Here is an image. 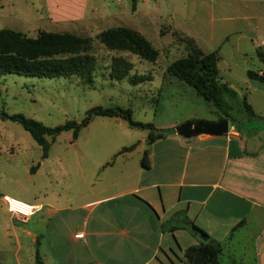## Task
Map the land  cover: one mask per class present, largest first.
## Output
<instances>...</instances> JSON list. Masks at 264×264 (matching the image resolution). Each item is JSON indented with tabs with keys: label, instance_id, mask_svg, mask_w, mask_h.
Returning <instances> with one entry per match:
<instances>
[{
	"label": "rangeland",
	"instance_id": "374dc122",
	"mask_svg": "<svg viewBox=\"0 0 264 264\" xmlns=\"http://www.w3.org/2000/svg\"><path fill=\"white\" fill-rule=\"evenodd\" d=\"M89 3L96 9L94 15L68 25L37 22L28 0H13L0 13V30H11L30 39L40 33L69 34L86 40L88 53L95 60L91 86L77 76L47 79L11 74L0 78L1 212L7 211L5 196L30 205L44 195L58 200L68 193L76 194L85 182L97 188L108 175L113 178L114 167L124 163L138 165L144 148L149 146L142 142H147L149 130L132 128L119 118L93 117L76 138L72 130L62 132L54 140L45 137L49 149L43 158L42 147L18 123L2 119L3 114H20L54 128L70 121L80 123L87 111L95 107L120 108L129 110L134 122L151 124L155 134L164 136L173 134L169 129L187 122L219 121L221 114L211 103L167 73L172 62L194 52H216L219 57L220 82L235 93V97H223L229 109V125L240 126L250 134L261 133L264 138V83L247 77L248 71H264L259 56L260 52L264 54V44H260L264 40V0ZM245 16L253 18L247 21ZM120 29L134 30L143 36L158 53L155 61L129 51L109 50L100 35ZM117 57L133 65L121 81L109 76L111 60ZM133 75H143L151 81L133 85ZM244 98L252 106L254 116L245 110ZM132 146L135 147L127 157L119 155L123 148Z\"/></svg>",
	"mask_w": 264,
	"mask_h": 264
},
{
	"label": "crops",
	"instance_id": "0c3cea01",
	"mask_svg": "<svg viewBox=\"0 0 264 264\" xmlns=\"http://www.w3.org/2000/svg\"><path fill=\"white\" fill-rule=\"evenodd\" d=\"M12 2L0 0V13ZM28 3L48 26L84 22L96 11L89 0ZM148 145L138 165L114 167L113 178L97 188L85 182L62 199L44 195L23 220L0 211V263L36 264L37 252L43 264H187L186 250L202 237L193 225L219 244L218 264H264L261 133L230 124L225 136L185 139L174 132ZM144 156L148 168L141 166Z\"/></svg>",
	"mask_w": 264,
	"mask_h": 264
},
{
	"label": "trees",
	"instance_id": "16d2710c",
	"mask_svg": "<svg viewBox=\"0 0 264 264\" xmlns=\"http://www.w3.org/2000/svg\"><path fill=\"white\" fill-rule=\"evenodd\" d=\"M102 43L109 50L129 51L142 59L155 61L157 51L139 33L134 30L120 29L107 31L100 35ZM87 41L69 34H48L40 33L35 39L11 31L0 30V78L6 75H20L34 78H71L79 77L87 86L93 84V73L95 71V60L88 53ZM219 57L216 52L208 54L200 51L192 53L186 58L172 62L167 67V73L179 81L192 87L204 100L211 103L214 108L223 114L221 119H229L228 108L223 100L226 94L235 97L225 84L219 81L217 63ZM133 65L123 58H113L110 63L109 76L112 80L121 81L131 72ZM247 77L250 80H257L264 83V76H259L248 71ZM151 81L143 75L130 78L133 85ZM243 106L250 116H254L251 107L243 100ZM2 119L18 123L36 142L42 147L43 158L47 157L49 145L45 137L53 140L65 131H71L76 138L82 128H85L92 121L93 117L119 118L127 122L132 128L149 130L147 144L163 139V133H154L151 124L134 122L131 119V112L120 108L102 109L95 107L87 111L85 118L76 123L67 122L54 128L45 127L40 122L26 118L20 114L5 115ZM168 132L174 133L173 129ZM131 149L123 148L119 154ZM143 168H148L146 156L141 161ZM191 232L195 236L207 237L195 226L190 225ZM221 252L217 242L210 240L199 241L197 246L189 247L184 258L187 264H218V256ZM35 263L43 264L38 253H35ZM1 264V263H0Z\"/></svg>",
	"mask_w": 264,
	"mask_h": 264
},
{
	"label": "water",
	"instance_id": "95a60500",
	"mask_svg": "<svg viewBox=\"0 0 264 264\" xmlns=\"http://www.w3.org/2000/svg\"><path fill=\"white\" fill-rule=\"evenodd\" d=\"M174 132L185 139L208 135L213 137H221L228 134L229 122L227 119H221L216 122H194L184 123L173 128ZM203 242L207 241V237H200Z\"/></svg>",
	"mask_w": 264,
	"mask_h": 264
},
{
	"label": "built area",
	"instance_id": "2783aa9c",
	"mask_svg": "<svg viewBox=\"0 0 264 264\" xmlns=\"http://www.w3.org/2000/svg\"><path fill=\"white\" fill-rule=\"evenodd\" d=\"M3 202L7 208L8 213H10L18 220L28 218L36 211V208H34L33 206L16 201L6 196L3 197ZM74 238L77 240H81L83 239V234H77L74 236Z\"/></svg>",
	"mask_w": 264,
	"mask_h": 264
}]
</instances>
